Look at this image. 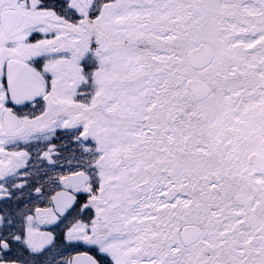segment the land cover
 <instances>
[{"label": "snow or ice", "instance_id": "snow-or-ice-1", "mask_svg": "<svg viewBox=\"0 0 264 264\" xmlns=\"http://www.w3.org/2000/svg\"><path fill=\"white\" fill-rule=\"evenodd\" d=\"M0 264H264V0H0Z\"/></svg>", "mask_w": 264, "mask_h": 264}]
</instances>
